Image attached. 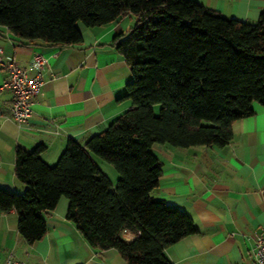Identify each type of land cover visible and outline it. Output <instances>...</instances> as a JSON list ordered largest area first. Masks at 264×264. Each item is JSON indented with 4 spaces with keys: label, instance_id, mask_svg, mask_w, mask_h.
<instances>
[{
    "label": "trees",
    "instance_id": "obj_1",
    "mask_svg": "<svg viewBox=\"0 0 264 264\" xmlns=\"http://www.w3.org/2000/svg\"><path fill=\"white\" fill-rule=\"evenodd\" d=\"M125 15L136 22L112 42L129 66L121 97L131 106L83 143L68 139L53 164L41 157L43 143L17 146L14 169L25 186L0 187V211H16L17 230L31 243L46 231L42 213L65 196L66 218L88 243L115 248L128 264H173L165 247L196 227L151 194L162 170L151 145L224 146L232 122L264 103V11L246 21L196 0H0V25L24 42L78 43V22ZM96 158L116 169L115 184Z\"/></svg>",
    "mask_w": 264,
    "mask_h": 264
},
{
    "label": "crops",
    "instance_id": "obj_2",
    "mask_svg": "<svg viewBox=\"0 0 264 264\" xmlns=\"http://www.w3.org/2000/svg\"><path fill=\"white\" fill-rule=\"evenodd\" d=\"M196 1L246 21L264 11V0ZM135 22L133 15L94 26L78 22L81 40L72 44L24 42L0 25L3 61L13 57L32 74V55L40 52L47 58L26 122L14 121L13 94L0 88L1 188L24 189L14 169L17 146L30 150L43 143L41 157L53 164L68 139L83 143L131 106L130 99L121 97L131 77L129 66L112 40ZM6 75L0 64V86ZM252 107L251 115L232 122V137L224 146L152 143L162 170L151 194L186 212L196 227L165 247L173 264H255L254 237L264 235V103L253 102ZM68 202L60 196L53 209L42 213L46 231L31 243L17 230L16 211H0V262L11 255L28 264H128L115 248L88 243L66 218ZM123 237L133 234L124 232Z\"/></svg>",
    "mask_w": 264,
    "mask_h": 264
},
{
    "label": "built area",
    "instance_id": "obj_3",
    "mask_svg": "<svg viewBox=\"0 0 264 264\" xmlns=\"http://www.w3.org/2000/svg\"><path fill=\"white\" fill-rule=\"evenodd\" d=\"M1 52V51H0ZM47 62L44 54L36 52L29 60V65L34 69L30 74L26 67L20 65L13 57L5 61L0 54V64L7 72L6 78L0 88L11 90L13 97L11 103V116L18 124H22L32 115V105L43 84V74ZM255 264H264V235L256 234L253 242ZM0 264H28L26 261L9 255Z\"/></svg>",
    "mask_w": 264,
    "mask_h": 264
},
{
    "label": "rangeland",
    "instance_id": "obj_4",
    "mask_svg": "<svg viewBox=\"0 0 264 264\" xmlns=\"http://www.w3.org/2000/svg\"><path fill=\"white\" fill-rule=\"evenodd\" d=\"M134 17V16H133ZM154 110L155 112H157L158 110V105L156 104L154 106ZM98 164H100V166L102 167V169L104 170V172L114 181H116V177L118 175L116 169L112 166V164L106 162L105 160H102L101 158H96Z\"/></svg>",
    "mask_w": 264,
    "mask_h": 264
}]
</instances>
